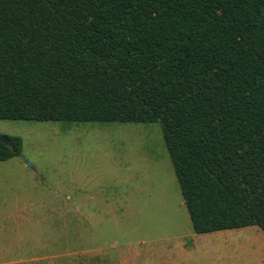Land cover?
Instances as JSON below:
<instances>
[{"label":"trees","instance_id":"1","mask_svg":"<svg viewBox=\"0 0 264 264\" xmlns=\"http://www.w3.org/2000/svg\"><path fill=\"white\" fill-rule=\"evenodd\" d=\"M0 121L159 124L192 231L264 234V0H0Z\"/></svg>","mask_w":264,"mask_h":264},{"label":"rangeland","instance_id":"2","mask_svg":"<svg viewBox=\"0 0 264 264\" xmlns=\"http://www.w3.org/2000/svg\"><path fill=\"white\" fill-rule=\"evenodd\" d=\"M0 264H178L192 231L159 124L0 121ZM179 264H264L257 227Z\"/></svg>","mask_w":264,"mask_h":264},{"label":"crops","instance_id":"3","mask_svg":"<svg viewBox=\"0 0 264 264\" xmlns=\"http://www.w3.org/2000/svg\"><path fill=\"white\" fill-rule=\"evenodd\" d=\"M243 229H247V228H243ZM232 233L234 232L219 231L209 234H203L200 235L201 237H199V239L211 240V241H205V242L200 241L193 243L191 245L185 242L174 243L170 246L171 248L168 249L171 250V254H170L171 260L172 262L176 260L179 264L181 262H184L186 258H191L193 256V253L196 251L215 250L221 247H225L224 244L215 243L213 241L225 240L226 238L231 237L233 235Z\"/></svg>","mask_w":264,"mask_h":264},{"label":"water","instance_id":"4","mask_svg":"<svg viewBox=\"0 0 264 264\" xmlns=\"http://www.w3.org/2000/svg\"><path fill=\"white\" fill-rule=\"evenodd\" d=\"M0 143L4 144V145H9L6 137L4 135H2V134H0Z\"/></svg>","mask_w":264,"mask_h":264}]
</instances>
